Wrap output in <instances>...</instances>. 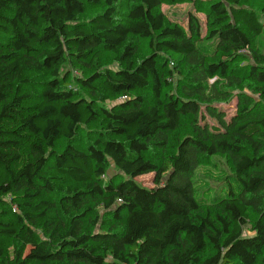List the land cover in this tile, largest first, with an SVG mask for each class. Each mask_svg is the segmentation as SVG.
<instances>
[{"label":"trees","instance_id":"16d2710c","mask_svg":"<svg viewBox=\"0 0 264 264\" xmlns=\"http://www.w3.org/2000/svg\"><path fill=\"white\" fill-rule=\"evenodd\" d=\"M263 35L264 0H0V264H264Z\"/></svg>","mask_w":264,"mask_h":264},{"label":"rangeland","instance_id":"374dc122","mask_svg":"<svg viewBox=\"0 0 264 264\" xmlns=\"http://www.w3.org/2000/svg\"><path fill=\"white\" fill-rule=\"evenodd\" d=\"M197 1L208 3L212 0H197ZM162 10L164 11V13L166 14L169 20L173 22H179L182 24L187 23L188 14L190 12L196 14L198 17H200L204 21L206 17L205 12H198L195 9L194 3H180L176 5L167 4V5H163ZM259 40L261 41L260 45H264V35ZM142 47L144 46L142 45ZM145 52H146V49L143 48L142 54H145ZM104 63L113 65V61L111 57L105 56V55H104ZM73 71L75 74H79L77 70H73ZM194 105H195L194 102L184 101L182 111L185 112L191 106H194ZM236 105H237V99L234 98L230 103L217 104L216 107L222 110L223 119L229 120L236 113ZM167 108H168L170 115H174L176 111L175 101H172L168 105ZM201 110H202V114L205 117V120L204 121L202 120L203 122L209 123V125H217L216 121L212 119L209 115H207L204 107H202ZM221 168L224 170H221L218 167L215 168V167H210V166H203L198 170L197 179L199 180L198 183H200L198 184V189L200 190L199 198H201L203 201L205 200L204 202L206 205L211 204L212 198L221 190L220 189L221 184H223L224 179L227 176L232 175L230 166L228 167L226 164L223 163L221 165ZM117 173L118 172L116 171L115 167L112 165V168L109 171V176L110 177L115 176ZM138 182L148 188H153L155 186L153 174L145 175V176L138 178Z\"/></svg>","mask_w":264,"mask_h":264}]
</instances>
